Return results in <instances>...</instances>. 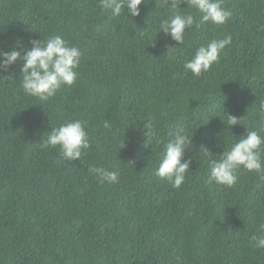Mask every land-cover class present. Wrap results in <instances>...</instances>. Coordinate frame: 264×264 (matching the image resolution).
I'll return each instance as SVG.
<instances>
[{"label":"trees","instance_id":"obj_1","mask_svg":"<svg viewBox=\"0 0 264 264\" xmlns=\"http://www.w3.org/2000/svg\"><path fill=\"white\" fill-rule=\"evenodd\" d=\"M170 2L111 17L99 0H0L5 51L18 38L23 50L60 35L82 54L76 83L47 101L24 94L21 62L0 73L15 78L0 80V264H264L251 243L264 223L262 174L241 169L232 187L209 184L199 149L219 159L246 129L264 136V0H223L227 22L194 24L179 45L157 35ZM186 6L178 10L198 21ZM225 35L232 42L217 63L199 77L184 73L196 48ZM150 115L159 143L132 124L142 128ZM75 119L90 146L80 161H64L43 140ZM181 129L194 132V147L177 189L154 173ZM90 166L119 169V181L100 183Z\"/></svg>","mask_w":264,"mask_h":264},{"label":"clouds","instance_id":"obj_2","mask_svg":"<svg viewBox=\"0 0 264 264\" xmlns=\"http://www.w3.org/2000/svg\"><path fill=\"white\" fill-rule=\"evenodd\" d=\"M146 2L147 0H99V7L111 17H119L125 13V9L129 17H138L140 5ZM181 3L186 4L189 9L196 10L199 13V20L196 21L190 12H180L178 9L181 8ZM170 4L172 14L160 21L157 35L162 32L165 38H170L178 45L184 42L186 30H191L194 24L197 28L204 24L222 25L231 16V12L223 6V0H171ZM231 42V35H225L224 38H214L202 44L195 49L190 59L184 61V73L199 77L207 72L219 61L221 52ZM20 44L21 40L18 38L10 51L0 47V73L7 72L18 61L21 62L19 75L22 74L21 87L25 95L47 101L62 86H72L76 83L82 55L78 46L71 45L60 35L47 40H32L31 47L23 50H20ZM171 50L172 48L169 49ZM13 79H15L13 74L0 77V80ZM257 113L264 122V100L260 101ZM141 122L142 128L135 122L132 124L141 131L145 140L156 139L159 143L156 117L150 115ZM227 123L236 126L240 124V120L228 114ZM193 135L194 132L189 134L181 129L168 139L161 151L154 174L159 179L169 182L173 188H180L185 182L186 173L190 171L192 160L186 159L185 156L187 152L193 150ZM89 146L88 133L79 119L53 127L43 140V147L58 148L64 161H80L85 154L84 150ZM199 149L207 158L209 184L232 187L236 184L237 173L241 169L249 173L262 174L264 179V136L258 131L246 129V134L240 135V138L227 149L224 148L219 159H212L214 154L203 145ZM88 171L100 183L119 181V169L109 171L104 167L90 166ZM259 228L260 235L253 236L251 243L254 248L264 249V223H261Z\"/></svg>","mask_w":264,"mask_h":264}]
</instances>
